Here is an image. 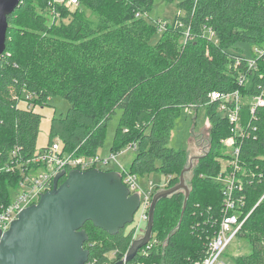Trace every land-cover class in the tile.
Segmentation results:
<instances>
[{
    "label": "trees",
    "instance_id": "trees-1",
    "mask_svg": "<svg viewBox=\"0 0 264 264\" xmlns=\"http://www.w3.org/2000/svg\"><path fill=\"white\" fill-rule=\"evenodd\" d=\"M51 1L22 0L8 18L0 57V164H11L16 150L25 159L34 156L43 119L35 106L60 96L71 107L52 119L45 148L58 138L64 152L96 157L120 111L112 153L136 146L129 172L139 177L162 172L171 188L188 161L184 150L169 146L175 120L185 108L205 107L211 149L200 158L189 196L180 190L158 202L151 243L130 263L201 262L225 213V188L214 179L225 174L221 141L232 135L210 94L240 91L246 98L264 89V57L258 71L248 72L237 48L239 43L264 48V0H177L180 13L155 46L145 24L154 0H79L74 15L60 7V20L49 23L42 11ZM84 8L95 11L98 21L88 20ZM240 73L248 78L244 86ZM27 97L33 108L21 105ZM242 115L248 130L238 139L240 190L233 197L241 201V221L247 217L239 234L248 235L253 251L236 264H264V107L252 115L244 105ZM224 156L229 159V152ZM20 179L19 171L0 173V203H9V188ZM84 230L87 264H115L135 241L133 224L115 235L92 222Z\"/></svg>",
    "mask_w": 264,
    "mask_h": 264
},
{
    "label": "water",
    "instance_id": "water-1",
    "mask_svg": "<svg viewBox=\"0 0 264 264\" xmlns=\"http://www.w3.org/2000/svg\"><path fill=\"white\" fill-rule=\"evenodd\" d=\"M22 0H0V57L6 51L8 18ZM181 173L179 185L160 191L153 197L145 236L134 241L125 260L130 263L153 236L154 215L158 202L180 190H190ZM65 180L61 183V180ZM140 205L138 194H131L120 174L114 171L63 170L51 191L41 194L38 204L19 214L5 233L0 232V264H87L89 240L84 226L115 235L131 225Z\"/></svg>",
    "mask_w": 264,
    "mask_h": 264
},
{
    "label": "built area",
    "instance_id": "built-area-1",
    "mask_svg": "<svg viewBox=\"0 0 264 264\" xmlns=\"http://www.w3.org/2000/svg\"><path fill=\"white\" fill-rule=\"evenodd\" d=\"M79 6V0H52L49 8L42 11V14L46 15L50 23H56L60 20L59 8L64 7L74 11ZM141 17V14H137ZM51 19V20H50ZM164 27L166 25L164 24ZM164 28L161 26L160 31ZM264 57V48L255 47L253 52V58L246 60L244 63L247 65V71H258V61ZM263 77V76H262ZM248 78L246 74L240 73L238 82L240 86L247 84ZM212 102H219V112L223 117H226L231 125V136L222 141L223 145L228 148H232V152L229 151L230 158L228 162V173L225 171L227 177L232 178L233 182L225 187V213L218 230L208 243L207 256L197 264H226L224 256L227 251V247L234 241L239 235L246 218L241 221L240 218V205L241 201H235L233 193H235L238 187L235 182L238 174L240 173V145L238 139H244L247 134L248 127H244L243 124V107L247 105L250 108L251 114L255 115L256 110L264 107V89L261 93L253 97L242 98L240 91H234L232 93H219L213 92L210 94ZM31 101L27 97V101H24L26 105H30ZM231 146V147H230ZM136 149V146H129ZM19 150H16V152ZM14 153L11 158V164H0V173H15L20 172L21 179L18 181L15 187L22 188L17 192L15 197H12L9 193V203H0V232L5 233L11 227V224L16 220L24 209L36 205L41 199V194H45L51 191L54 186V180L64 170L68 174L72 170H79L82 172L97 169L96 165L100 161L99 156L88 158L80 157L75 152L66 153L61 146V140L55 139L54 142L47 148H43L41 151L36 152L33 157L25 159L20 153ZM113 159L117 157V154H112ZM106 160L105 163H108ZM223 174V173H222ZM221 174V175H222ZM124 185L129 189L131 194H138L140 198L139 208L134 215L133 223H135L136 215L144 211V219L149 220V212L151 207L150 198L152 194L150 191L139 192L137 191L138 176L124 170L121 175ZM145 193V194H144ZM156 194V193H155ZM242 206V205H241ZM136 232L138 233V226L134 225ZM151 243V242H149ZM148 243V244H149ZM126 256V255H125ZM125 256L123 259H125ZM132 264V263H125ZM141 264V263H137Z\"/></svg>",
    "mask_w": 264,
    "mask_h": 264
},
{
    "label": "rangeland",
    "instance_id": "rangeland-1",
    "mask_svg": "<svg viewBox=\"0 0 264 264\" xmlns=\"http://www.w3.org/2000/svg\"><path fill=\"white\" fill-rule=\"evenodd\" d=\"M82 11L84 12L85 17L88 20L90 19L92 21H98L99 16L95 11L89 10L87 8H84ZM179 13L180 10L177 7V0H175L174 2H168L167 0H154L153 9L146 15L145 18V24L151 27L147 30V33L151 34L150 43L153 46L165 40L166 29L171 25L175 16ZM72 15H74V11ZM68 19L69 18L65 19V21H68L66 24L70 22V20ZM164 24L166 25V27H164ZM161 26H163L164 28L163 31H160ZM186 38H188V35H186ZM237 48L241 50L238 53L242 54L246 60H251L253 58L255 47H252L251 44L239 43L237 45ZM233 52L237 53L236 51ZM21 105L24 107L26 106L25 103H22ZM70 107V102L60 96L50 98L47 104L44 106H35L36 112L42 114L43 116L39 129L37 152L41 151L48 144L52 119L54 117L66 115ZM120 115L121 112L118 111L117 115L113 117V119L109 123V126L107 127L105 144L102 148L99 149L98 156L100 161L97 163L96 167L97 169H100L102 171H114L122 175L124 173V170L129 171L131 163L136 156V151L131 147H127L122 152H118L117 157H115L114 159L112 157L113 153L111 149L114 145V136L118 127ZM211 140L212 125L209 122L206 108L201 107L196 110L194 106H191L190 108L183 109L179 117L175 120V129L173 131V136L169 146L175 150H184L186 152L188 161L185 168L186 171L184 173V180L189 190L191 189L192 177L196 167H198L199 165L200 158L210 152ZM221 144L222 147L220 155H222V157L229 151L232 152V148L227 147L228 144H226L227 146H225L223 145L222 141ZM222 157L220 158V161L224 162L223 171H226L228 173L229 159L225 158L226 156H224L223 158ZM106 160H109V162L105 163ZM180 178L181 174L178 177V180L175 182L174 187L179 185ZM214 182L225 188L228 184L232 183L233 180L230 177L228 178L226 174H220V176L215 177ZM137 185V191L141 193L150 191V193L152 194L150 198L151 203L153 201L155 193L170 189L167 188L168 177H166L162 172H154L149 175H145L144 177L138 176ZM21 190L22 188L20 187H10L9 193L12 197H15L17 192ZM144 214V211L137 214L135 223H132L133 225L138 226V233L135 237V241L142 239L145 236L149 220L146 221L143 218ZM239 214L241 215V212H239ZM247 236V234H239L227 247V251L224 256V261L226 264H236L237 260L240 257L248 256L252 253L253 247L249 241V237ZM122 260L125 259L122 258Z\"/></svg>",
    "mask_w": 264,
    "mask_h": 264
},
{
    "label": "flooded vegetation",
    "instance_id": "flooded-vegetation-1",
    "mask_svg": "<svg viewBox=\"0 0 264 264\" xmlns=\"http://www.w3.org/2000/svg\"><path fill=\"white\" fill-rule=\"evenodd\" d=\"M64 179H62L61 181H63Z\"/></svg>",
    "mask_w": 264,
    "mask_h": 264
}]
</instances>
